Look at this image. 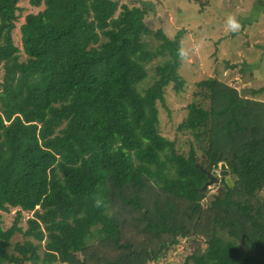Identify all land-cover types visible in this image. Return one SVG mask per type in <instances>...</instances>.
<instances>
[{
	"label": "trees",
	"instance_id": "1",
	"mask_svg": "<svg viewBox=\"0 0 264 264\" xmlns=\"http://www.w3.org/2000/svg\"><path fill=\"white\" fill-rule=\"evenodd\" d=\"M18 1L0 0V264H149L181 238L198 244L183 264H264V101L200 80L209 107L193 98L177 128L201 154L178 151L158 131L157 102L184 82L180 34L150 30L146 5L115 16L119 0H28L43 8L25 15L19 48ZM220 162L232 186L221 177L203 205ZM117 204L140 212L155 240L125 237Z\"/></svg>",
	"mask_w": 264,
	"mask_h": 264
},
{
	"label": "rangeland",
	"instance_id": "2",
	"mask_svg": "<svg viewBox=\"0 0 264 264\" xmlns=\"http://www.w3.org/2000/svg\"><path fill=\"white\" fill-rule=\"evenodd\" d=\"M201 1L203 0H119L120 5L115 12L116 16L123 4L128 7L146 5L144 21L150 30L162 29L170 38L180 34L182 58L177 71L184 82L178 90L174 82H170L165 87L164 100L157 102L158 131L168 139L174 140L178 151L186 153L190 143H193L198 156L201 152L193 135L190 131L177 128L186 116L187 104L194 100L193 98L200 99L196 102H200L203 107H209V98L199 95L204 89H201L197 82L215 77L236 88L240 95L264 101V92L256 95L250 93L251 89L264 87V0H208L200 4ZM17 5L19 8L12 37L16 46L21 48L20 24L26 14L41 10L43 5L34 7L28 0H19ZM230 18L238 22L237 29L229 30ZM149 39L154 43L155 38L150 36ZM21 58H25V55L22 54ZM159 59L153 58L146 64L148 78L144 86L151 83L154 67ZM2 76L1 67L0 80ZM219 164L215 168L217 174ZM218 185L209 183L205 187L203 205L213 199ZM258 196L264 198V187L259 190ZM17 209L12 207L9 211L2 212L3 228L11 225ZM113 210L120 211L121 219L126 220L125 237L138 242H149V239L155 238L142 229L144 221L140 219V212L131 210L129 205L121 204L115 205ZM33 216L34 210L22 211L19 225L26 229V220ZM22 239L20 234L13 238ZM199 244L202 245L203 242L200 241ZM196 246L198 244L192 239L181 238L178 243L167 249L165 256L158 262L149 264H183L186 256Z\"/></svg>",
	"mask_w": 264,
	"mask_h": 264
},
{
	"label": "water",
	"instance_id": "3",
	"mask_svg": "<svg viewBox=\"0 0 264 264\" xmlns=\"http://www.w3.org/2000/svg\"><path fill=\"white\" fill-rule=\"evenodd\" d=\"M219 171L217 174V171L215 169H213L211 171V173H209V178L208 180L205 182V184L203 185V188H205L209 183H215L217 184L221 177H224L225 182L229 185L232 186V181L231 178L229 176V170L227 169V165L224 162H220L219 164ZM204 170V169H202Z\"/></svg>",
	"mask_w": 264,
	"mask_h": 264
},
{
	"label": "clouds",
	"instance_id": "4",
	"mask_svg": "<svg viewBox=\"0 0 264 264\" xmlns=\"http://www.w3.org/2000/svg\"><path fill=\"white\" fill-rule=\"evenodd\" d=\"M228 26H229V30H235V29H237L239 27V24H238V22H236L235 20L230 18L229 21H228ZM95 205L97 207H100L101 206V201L100 200H96L95 201Z\"/></svg>",
	"mask_w": 264,
	"mask_h": 264
}]
</instances>
